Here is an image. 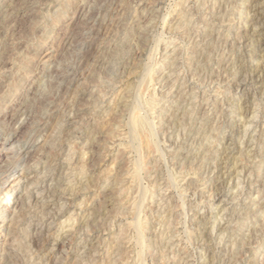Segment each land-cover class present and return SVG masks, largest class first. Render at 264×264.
Masks as SVG:
<instances>
[{"label":"rangeland","instance_id":"rangeland-1","mask_svg":"<svg viewBox=\"0 0 264 264\" xmlns=\"http://www.w3.org/2000/svg\"><path fill=\"white\" fill-rule=\"evenodd\" d=\"M0 169V264H264V0H0Z\"/></svg>","mask_w":264,"mask_h":264},{"label":"bare ground","instance_id":"bare-ground-1","mask_svg":"<svg viewBox=\"0 0 264 264\" xmlns=\"http://www.w3.org/2000/svg\"><path fill=\"white\" fill-rule=\"evenodd\" d=\"M252 4V3H251ZM256 14V13H255ZM258 15V14H257ZM256 17H258V16H256ZM257 19V18H256ZM259 28V27H258ZM255 29V28H254ZM253 29V30H254ZM253 30H250V32H248L247 34L249 35V37H251V36H253V33H255ZM198 36V35H197ZM249 37H247V38H249ZM252 38V37H251ZM255 38V37H254ZM248 40V39H247ZM237 41V40H236ZM263 41V40H262ZM261 41V42H262ZM259 43H260V41H259ZM261 45H263V43H261ZM171 50V49H170ZM80 52V51H79ZM122 64V63H121ZM181 66V65H180ZM259 69V68H258ZM261 69H262V67H261ZM182 70H183V68H182ZM244 76V75H243ZM243 79V78H242ZM181 80V79H180ZM249 80H251V79H249ZM239 81H241V80H239ZM172 82V81H171ZM210 87V86H209ZM184 92V91H183ZM136 98V97H135ZM243 98V97H242ZM252 118V117H251ZM257 141V140H256ZM226 161V160H225ZM234 166V165H233ZM6 171V169H0V174L1 173H3V172H5ZM44 174V173H43ZM9 193V192H8ZM8 198V197H7ZM34 199V198H33ZM7 200V199H6ZM36 202V201H35ZM33 203V202H32ZM33 204H35V203H33ZM41 205V204H40ZM43 205V204H42Z\"/></svg>","mask_w":264,"mask_h":264}]
</instances>
